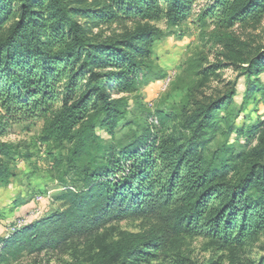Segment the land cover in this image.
<instances>
[{
  "label": "trees",
  "instance_id": "obj_1",
  "mask_svg": "<svg viewBox=\"0 0 264 264\" xmlns=\"http://www.w3.org/2000/svg\"><path fill=\"white\" fill-rule=\"evenodd\" d=\"M190 17L224 36L261 21L264 0H0V187L15 176L18 148L6 138L17 125H41L39 142L64 152L54 167L65 178L54 212L0 237V264L65 253L123 220L151 223L101 249L96 264L168 263L197 238L227 253L204 264H264L241 256L264 233V120L247 126L245 114L264 106V49L214 100H196L185 80L220 69L202 59L188 60L173 86L186 91L177 107L149 109L140 94L166 76L154 44ZM113 25L119 35H92Z\"/></svg>",
  "mask_w": 264,
  "mask_h": 264
},
{
  "label": "rangeland",
  "instance_id": "obj_2",
  "mask_svg": "<svg viewBox=\"0 0 264 264\" xmlns=\"http://www.w3.org/2000/svg\"><path fill=\"white\" fill-rule=\"evenodd\" d=\"M199 2L196 7H201ZM195 7V6H194ZM78 23L83 19L75 18ZM190 17L180 30L170 32L162 41L153 46V59L166 75L162 80L149 78L140 94L149 109L169 110L179 105L186 91L174 90L173 86L182 75L190 59H202V66L220 65L208 78H185L194 89L196 100L201 102L214 100L221 96L245 67L249 55L264 49V17L256 24L236 27L224 36H218L213 28L198 29L191 23ZM157 27L164 29L163 25ZM122 29L116 25L99 26L92 29V35L99 38L119 35ZM182 35V36H181ZM264 81V75L261 76ZM180 84V83H179ZM244 79L237 85L238 97L234 104L240 105L244 90ZM130 109L133 104H129ZM249 117L246 125L250 126L264 120V106L251 104L246 112ZM40 124L14 126L6 140L16 145L19 156L12 157L10 165L14 177L7 187H0V237L13 232L14 227L21 228L54 212L59 203L54 197L63 190L65 178L62 171L54 167L63 151L38 140ZM127 128L119 127L115 137L119 139ZM21 156H28L27 159ZM69 185L70 182L66 180ZM151 222L123 220L105 227L99 235L81 241L65 253H41L24 255L17 262L9 264H96L97 255L111 243H130L145 234ZM264 255V233L254 239L242 254V261H258ZM227 257V253L214 251L202 238L182 240L172 252L168 263L152 264H204L211 258ZM175 261V263L173 262ZM179 264V263H178Z\"/></svg>",
  "mask_w": 264,
  "mask_h": 264
}]
</instances>
